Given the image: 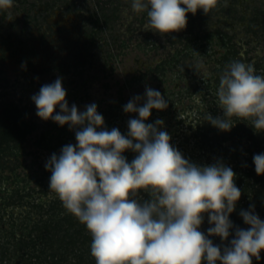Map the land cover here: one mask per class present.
Returning <instances> with one entry per match:
<instances>
[{"label":"clouds","instance_id":"9594fccd","mask_svg":"<svg viewBox=\"0 0 264 264\" xmlns=\"http://www.w3.org/2000/svg\"><path fill=\"white\" fill-rule=\"evenodd\" d=\"M217 3L132 0L131 10L146 12L144 30L163 36L186 28L188 13L203 10L207 15ZM13 5L14 0H0V11ZM7 19L12 20L10 12ZM66 95L57 78L31 99L39 118L76 130V144L63 146L59 155L53 153L45 168L51 172L49 192L91 234L95 264H253V258L261 259L264 221L254 206L240 212L250 227L236 228L229 246L221 248L209 239L218 236L226 241L234 227L229 215L241 197L236 174L221 162L205 166L190 162L160 130L163 120L145 122L153 109L168 107L159 90L146 86L143 98L136 95L124 106L125 113L139 117L129 119L127 135L117 128L107 130L95 103L81 112L75 104L69 107ZM217 98L223 117L210 113L204 117L213 127L230 131L235 117L264 131V76L256 74L254 63L231 62L219 77ZM126 150L137 153L130 163L123 155ZM253 162L256 174L264 175V154L254 155ZM141 191L150 199L135 198ZM205 214L212 225L207 235L200 231Z\"/></svg>","mask_w":264,"mask_h":264},{"label":"flooded vegetation","instance_id":"af4514ba","mask_svg":"<svg viewBox=\"0 0 264 264\" xmlns=\"http://www.w3.org/2000/svg\"><path fill=\"white\" fill-rule=\"evenodd\" d=\"M255 1L258 3L248 5L250 9L252 8V16L243 12V10L235 8L237 2H231L230 4L220 2L207 15L203 13V10H198L195 15L188 13L187 17L191 16L192 18L190 17L187 22L189 23L188 30L193 27L196 31L203 30L200 19L209 20L211 18L219 25L221 22L234 24V27L239 28L240 32H232L226 29L224 31L228 34V36H225V40L227 41L228 37L231 36L232 44L234 43L238 50V55H232V61L239 60L246 64L254 63L256 74L264 76V55L260 56V53L264 52V10H262L264 5L259 4L258 0ZM59 2L60 0H43L40 4L41 6L37 8L39 4L34 0H21L24 5L22 9L27 11L28 15L22 23V31L26 32V36L22 37L2 32L1 21L2 17L7 16V12L0 11V186L6 184L14 186L18 181L20 167H23L26 171L29 168L45 167L46 162L53 153L59 155L63 146L76 144L75 137L72 134L76 130H70L69 125V135L63 136L59 124L51 119L47 121L40 120L39 117L32 114V105L25 102L23 95L18 97V94H16L21 86L23 91L33 90L35 88V79L41 75L47 76L48 82H50V79L61 78L64 84L67 81L64 76L67 75L69 76L68 81L80 82L79 92H81L80 89L90 79L96 80V77H99V74H101L99 71H102L104 79L113 76V71L116 68L114 59L119 63L123 59L126 61L125 57H127L130 47L142 49V25L131 23L126 28L127 35L124 37L120 34L118 35V31L113 28L107 29L109 35L106 37L104 28L102 29L100 25L91 23L89 16L86 17L88 8L86 10H82L81 6L76 8L75 2L64 1L62 4H59ZM202 13L203 15L200 16ZM113 16L116 17L118 15L116 13ZM217 17L221 21H218ZM218 27L224 30L223 26L220 25L208 27L203 32H209ZM135 33L138 34V37L141 35V38L133 45L131 40L134 36H137ZM215 35L216 39L208 40L207 38L203 40V45L212 44L214 54H211V56L221 58L229 54L227 52L229 46L225 43L226 41L219 42L218 33H215ZM156 39L159 41L160 36ZM147 46L148 44H146ZM216 46L220 47V51L219 48L216 49ZM188 47L189 44L186 45L184 42L178 46V51H184ZM148 51L150 50L148 49ZM99 53L102 54L100 58L101 64L97 66ZM172 54L175 56L176 52L168 54L165 61L172 59L169 57ZM18 64L21 66L10 70L14 65ZM159 64L156 62V64L147 67L145 70L141 68V70L135 71L134 74L129 70H122L123 78L116 80L113 85L106 82L104 85L107 92L110 85L117 86L118 97L117 99H112L105 110L121 107L124 104L122 91L124 89L135 91L142 89V87L136 86V83L144 81L148 76V78L157 77V85L162 86L165 84L160 93L162 95L167 94L171 90L170 86L172 85H166V81L169 79L167 75L181 74L183 70H175L174 67L167 68V66H159ZM37 67L43 70H37ZM195 71L193 70V74H196L195 79L198 78V75H201V78L197 79L195 84L198 87L205 88L206 92L203 90L198 101H195L197 97H192L195 98L193 103L188 105L187 108H183L182 111H191L192 123L190 128L196 131L200 123L207 122L204 117L208 113L212 115L210 94L213 90L218 89L219 77L224 70H216L215 68L211 73H207V76L204 75V71H201V73ZM156 73L159 75L155 76ZM175 80L172 88L175 92L182 90L186 86L185 83L180 88L178 83L181 79L177 78ZM204 83L206 86H204ZM37 86L40 87L41 84ZM193 95L195 96V94ZM139 96L142 97V94L139 93ZM4 97L10 98L3 100ZM78 98H72L70 102L79 103ZM142 100L140 104H142ZM102 101L98 100L95 104L97 105L98 113L104 117V114L101 113L103 109L101 107ZM177 105L174 104V106ZM174 109L172 108V110ZM104 122L111 126L113 120L104 118ZM55 126L57 127L55 128ZM119 127L121 128L120 132L122 130L123 132H128L123 124L120 123ZM107 130L110 131V129ZM61 138L68 139L66 144L59 143ZM50 140L52 142L57 140L58 142L52 144ZM20 154H22L21 158Z\"/></svg>","mask_w":264,"mask_h":264},{"label":"trees","instance_id":"16d2710c","mask_svg":"<svg viewBox=\"0 0 264 264\" xmlns=\"http://www.w3.org/2000/svg\"><path fill=\"white\" fill-rule=\"evenodd\" d=\"M109 2L115 3L114 0H97V13L93 12L89 16L91 20L94 19L95 25L108 22L110 20L108 17L116 15L119 11L120 7L115 6L109 16L107 8ZM202 15L203 13L200 14V16ZM190 17L188 16L187 20ZM200 20L201 23L207 21V19ZM201 32V30L196 31L191 27L185 36L176 32L166 36L172 46L184 42L187 45L189 41L200 37L204 40L211 37L213 40L216 39L215 33H218L219 42H225V36H228L221 27L209 32H202L204 36L201 35ZM144 34H142V46L152 44L149 49L157 50L161 44L153 39V34L150 31L146 32V36ZM231 39L232 37L229 36L225 42L229 46L227 52H233L236 56L238 50L236 45L232 44ZM165 62H161L159 66H163ZM104 110L102 109V114H105ZM232 120L234 126L230 131H221L220 129L219 132L216 131L217 136L224 137V141L231 138L233 141L231 144H225L223 140H219V142H215L216 144L207 147L205 141L207 138L209 139V134L214 129L208 122L200 123L193 134L197 144L200 143L201 147L208 148L206 153L209 150L213 151V162H202L199 160L201 157L190 153L189 150H179L186 159L197 165L205 166L221 162L225 166L231 167L236 174L235 184L241 190V197L236 202L235 210L229 215L234 227L230 230V236L226 241H222L218 236L209 237L214 245H220L221 248L229 246L230 240L234 238L236 228L246 230L250 227L244 223L240 215L242 210L249 211L254 206L255 214L264 221V175L256 174L253 162L254 155L264 154V131L258 132L252 127L250 121L235 117ZM68 129L67 124L60 126L63 136L69 135ZM121 133L126 135V131L122 130ZM72 134L75 137V132ZM236 137L239 139L237 140ZM245 137H247L248 143L243 145ZM67 141L68 139L61 138L59 143L64 145ZM123 155L130 163L137 153L126 150ZM21 156L22 154H20V158ZM20 165L22 164L20 163ZM50 176L51 172L42 166L29 168L28 171L23 169L18 172L17 181L22 184L15 188L0 186V264H95L90 252L91 234L85 225L63 208L54 193L49 195ZM30 178L33 179L34 185L30 183ZM23 181L26 183L23 184ZM135 198H141L142 201L150 199L149 195L143 191ZM211 226L208 223V216L205 214L200 231L207 235V230ZM260 256L259 261L253 258V264H264V251L260 253Z\"/></svg>","mask_w":264,"mask_h":264},{"label":"rangeland","instance_id":"374dc122","mask_svg":"<svg viewBox=\"0 0 264 264\" xmlns=\"http://www.w3.org/2000/svg\"><path fill=\"white\" fill-rule=\"evenodd\" d=\"M36 3H38V7L41 6V2L43 0H34ZM64 1L66 2H75V7L79 8L84 7L83 10H86V8H88V12H86V17L90 16L93 12L97 13V6H96V2L97 0H60L59 4H62ZM115 3L112 4L109 2V4H107V8L109 9V16L110 14H112V8L115 6H119L120 9L117 12V15L119 16H110L108 17L110 20L108 22H101L100 27L103 29L106 33V37H108V33H107V29H115V31H120L122 30V24L127 22V17H131L130 15H132V10H131V2L132 0H114ZM224 2V3H231V2H237V5L235 6V8L239 9V10H243V12H246L248 15H250V13L252 11V8L250 9V7L248 6V3H252V4H257L258 2L255 0H219V2ZM259 4H261V1L259 0ZM217 3V4H218ZM23 3H21V0H14V5L11 9L7 10V16L2 17V21H1V30L3 33L6 34H10L12 33L13 35H17V36H26V32L22 31V23L23 21L27 18V11H25L24 9H22ZM248 8V9H247ZM79 10V9H78ZM125 10H127V14H125ZM262 10H264V7L262 8ZM11 13L12 16V20L9 21L7 19L8 17V13ZM82 12V11H81ZM99 14V13H98ZM137 17L139 16L142 17V13L140 14H135ZM99 18V15H97ZM221 16V15H220ZM252 16V14L250 15ZM94 21L91 20L90 18V22L92 23ZM227 24L225 25H229L231 24L230 22H226ZM218 23H216L215 20H212L211 18L209 20H207L206 22H203L201 24V28L203 30H206L208 27H215ZM187 25H189V23L187 22ZM231 26L233 27L234 24H231ZM231 27V28H232ZM202 30V32H203ZM201 32V35L204 36ZM136 34V33H135ZM244 33H242L243 35ZM121 35V34H120ZM137 36H134L131 40L132 44L134 45L135 42H138V39L141 38L140 36L138 37V34H136ZM245 36V34H244ZM211 37L208 38V40H210ZM203 40L201 37L200 38H195L191 41H189V47L186 50H181V51H176L177 54L175 56H169L172 59H169L166 65L167 68H172L174 67L175 70H183L181 74H173V75H167V77L169 79H167L166 81V85H171L170 88L171 90L167 93L164 94V98L165 100L168 102V107L165 110H156L153 109L151 112L150 117L148 118V120H146V123H155V121L157 119L163 120L164 124L161 127L160 130L162 131H166L170 137H171V141L170 143L172 144V146L178 150L181 149H186L189 150L190 153L195 154L199 158V160H201L202 162H206V163H210L214 161V156H213V151L209 150L208 153H206V150H208V146L210 147L212 144H216L215 142H219V140H223L224 141V137H220L217 136V132H219V129L214 127V129H212L213 131L210 132L209 134V139L207 138L205 141L206 146L201 147L200 143H196L195 138L193 137V132L195 131L194 129L190 128L191 126V111H182L183 108H187L188 105H190L191 103H193V100L197 97V99L195 101H198V99H200L201 97V93L203 92V90L206 89L202 88V87H198L197 84H195L196 80L201 78V75H198L197 79H195L196 74H193V70H196L195 72H199L201 73V71H204V73H211L213 70H225L227 68V66L233 62L232 61V54L233 52H229V54L222 56L221 58H218V56L213 57L211 56V54H214L212 51V44H208L206 46L203 47L202 43ZM152 44H150L149 46H147L148 48L151 47ZM180 45V44H179ZM132 49L134 47H131ZM219 48L220 51V47L216 46V49ZM129 49V52H136L138 50H136L135 48L132 50ZM142 52V51H141ZM150 53H148L146 55V57H151V55H153L152 51H149ZM264 55V52L260 53V56L262 57ZM102 57V54L99 53L98 54V59H97V66H99L101 64L100 58ZM126 58V57H125ZM150 59V58H149ZM13 60V59H12ZM10 60V61H12ZM152 60V59H151ZM8 61V62H10ZM7 62V63H8ZM15 62V60H14ZM20 62V61H19ZM126 61H121L120 63L114 59V66L115 71L114 75L104 79L103 75H102V71H99V77H97L96 80L90 79L87 84L85 86H83V88H81V92H79V87L80 82L77 81V83H73V82H69L67 81L68 85L65 86V84H63L64 89L66 90V100L69 104V107L72 106L73 103L70 102V100H72V98L76 99L77 97H79V103H75V105L77 106V108L79 109V111L83 112L85 110V106L92 104V103H96L98 100H103L101 103V107L103 109L107 108V104L112 100V99H117L118 97V93H117V86H112L116 80L123 78V74H122V70H123V66H126ZM264 64V61H263ZM39 65V64H38ZM20 67L21 65H14L10 70H13L14 67ZM255 67V66H254ZM38 68V67H37ZM256 69V67H255ZM37 70H43L40 67ZM159 74H155V76H158ZM153 76V77H155ZM113 77H115L114 79H112ZM149 77V76H148ZM146 77V79L142 82H139L138 84L136 83V86L138 87H142V89L140 90H128V89H124L122 91L123 94V105L121 107H117V108H111L108 110H104L105 114H104V118H109L110 120H113L112 125L109 126L110 124L104 122V127L106 129H112V128H117V129H121L120 123L124 125L125 129L128 130V121L129 119L132 118H139L138 114L136 113H125L123 108L124 106L136 95L142 94V98L144 97V93H145V88L147 87H151L153 89L159 90L161 91L164 87L165 84H163L162 86L157 85L158 84V80L156 78H148ZM64 78H66L67 80H69V76H64ZM181 79L178 83L179 86L183 85L186 83V86L183 87L182 90L175 92L174 89H172L174 87L173 84H175V79ZM156 79V80H155ZM192 79V80H191ZM56 79H50V82H48V77L47 76H38L34 83H35V88L33 90H22V86L20 87V90L17 91L16 94H18V97H20L21 95H23L25 102L30 103L31 109H32V114L36 115L37 109L36 106L34 104V102L32 101L31 97L33 95L38 94L41 86L45 85V84H51L55 81ZM106 82H109L110 87L108 92L106 91V86L104 85ZM41 84L40 87H38L37 85ZM78 84V85H77ZM204 86H206V84L204 83ZM218 90V89H217ZM217 90H213L212 93L210 94L211 96V101L212 103L210 104L211 107L210 110L212 113L213 117H223V111L218 107V98H217ZM71 93V94H70ZM192 94V95H191ZM195 94V96L193 95ZM195 97V98H192ZM6 98H10V97H6ZM5 97L3 98L6 99ZM77 99V100H78ZM194 101V102H195ZM141 102V101H140ZM181 102V103H179ZM184 102V103H183ZM177 103H179L177 105ZM142 104H143V100H142ZM174 104H176L177 106H174ZM112 106V105H111ZM172 108H175L174 110H172ZM59 109V107L57 106V108L55 109V111H57ZM98 111V110H97ZM175 111V112H174ZM174 112V113H173ZM100 114V113H99ZM38 117V116H37ZM40 120H42L41 118H39ZM114 126V127H113ZM57 126H55L56 128ZM119 127V128H118ZM39 132V131H38ZM37 133V131H36ZM50 133V132H49ZM46 135V134H45ZM54 135V134H53ZM127 135V132H126ZM224 135V134H222ZM57 136V135H55ZM51 138V137H50ZM189 138V139H188ZM188 139V140H187ZM236 139L238 140L239 138L236 137ZM49 141V140H48ZM47 142V141H45ZM51 142V140H50ZM57 140H53V143H57ZM233 141L231 138H228L224 141L225 144H231ZM248 143L247 137L243 138V145H246ZM129 151V150H127ZM131 151V150H130ZM197 157V158H198ZM31 158V157H29ZM127 159V158H126ZM23 167H20L19 171L22 170ZM31 180V184L34 185V181L32 178H30ZM26 183V181H23V184ZM19 184H22L21 182H16L14 184V186H12V188L17 187ZM9 185L6 184L4 186H2L3 188L8 187ZM40 188V187H39ZM53 193H50L49 195H52ZM38 195V194H37Z\"/></svg>","mask_w":264,"mask_h":264},{"label":"crops","instance_id":"0c3cea01","mask_svg":"<svg viewBox=\"0 0 264 264\" xmlns=\"http://www.w3.org/2000/svg\"><path fill=\"white\" fill-rule=\"evenodd\" d=\"M260 1H261V4L264 5V0H260ZM249 4H252V3H248V5ZM81 9L83 10L84 7H81ZM135 14L136 13H132V15H130L131 17L125 16L127 18V22L122 24V30H121V32L118 31V35L121 34L122 37L126 36L127 35L126 34L127 33V29L126 28L128 27V25H131V23L134 24V25H139V24L142 25V34L148 32V31L144 30V25L148 21L147 13L146 12L142 13V17H140V18H139V16L137 17ZM136 21H137V23H136ZM218 21H221L220 18H218ZM225 24H227V23L226 22H221V24H220L221 26H223V29H224L223 31H225V29L226 30H230L232 32H238L239 31V28L237 29L234 26L232 27L230 24L229 25H225ZM220 25L217 24L216 26H220ZM150 32L153 34V39L156 40V41H158L156 38L158 36H160V40L161 41L159 40L157 42V43L161 44L159 46V48L157 50H154V49L151 50L148 47H146V45H144V46H142L141 50L140 49H136L138 51L129 52L127 57H126V64H125L126 66H123V70H129L132 74H134L135 71L141 70V68H142V70H145L147 67H150V66H153L154 64H156V62L157 63H161L162 61H165L168 54L174 53V52H176L178 50V46H179L180 43H177L175 46L174 45L172 46V43L167 41V36L166 35L162 36L161 34H159L157 32H154V31H150ZM176 33L177 34H181V35H187L188 34V25L186 26V28H184V29H182V30H180V31H178ZM130 49H132V48L130 47ZM148 49L153 52V55H151V57H146V55L148 53H150L148 51ZM166 66L167 65H165V63H164V67H166ZM67 81L64 82L65 86L68 85ZM71 82H74V81H71ZM130 85H132V84H130ZM182 87H183V85L180 86V88H182ZM59 111H60V109H58L56 112H59Z\"/></svg>","mask_w":264,"mask_h":264}]
</instances>
